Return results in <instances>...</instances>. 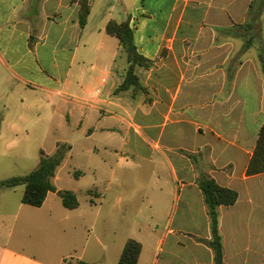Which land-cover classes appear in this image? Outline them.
<instances>
[{
	"label": "crops",
	"instance_id": "crops-1",
	"mask_svg": "<svg viewBox=\"0 0 264 264\" xmlns=\"http://www.w3.org/2000/svg\"><path fill=\"white\" fill-rule=\"evenodd\" d=\"M86 1L91 13L82 27L81 0H0V100L8 88L6 103L17 93L23 102L26 96L42 95L54 107L53 114L62 111L68 119L74 117V124L90 136L96 133L93 111L111 113L114 120L99 128L102 133L128 135L133 130L152 149L143 154L128 148L123 143L126 137L118 147L112 145V158L106 160L110 177L104 196L109 207V244L97 237L93 252L101 259L110 252L118 264L127 240L134 238L142 244L140 264H215L208 244L210 219L197 184L205 174L239 193L234 205L220 207L225 264H264V173L247 175L264 113L258 128V107L252 112L246 106L254 87L264 107V0ZM97 9H101L102 19L94 23ZM110 20H129L139 52L154 61L149 70L137 68L148 93L115 92L128 63L117 65L122 50L118 39L116 44V38L106 32ZM88 64L91 70L105 67L115 76L106 94L100 87L107 83L105 77V83L103 78L96 81V88L90 85ZM229 83L231 90L226 89ZM239 86L243 89L236 100ZM99 88L101 95L96 96ZM115 110L122 114H112ZM165 136L170 143L163 142ZM117 148L129 150L137 161L130 163L128 153L119 158ZM142 162L151 167L154 191L127 200L118 190L121 174L128 168L126 164L141 167ZM164 167L168 168L166 175ZM60 168L54 183L58 190H65L57 183L62 179ZM57 197L50 192L41 207L22 201L0 206V264H48L9 244L19 225L18 237L37 222L35 214L46 211L52 218L60 211ZM140 197L147 200L149 221L155 223L153 232L139 228L136 237L118 235L114 221L125 215L128 202H133L140 215ZM93 204L91 199L90 208H82L80 203L73 210L82 214L80 228L89 225L94 230L97 226ZM152 242L150 259L144 261ZM77 248L73 250L78 252ZM65 254L57 264L85 259V253Z\"/></svg>",
	"mask_w": 264,
	"mask_h": 264
},
{
	"label": "rangeland",
	"instance_id": "rangeland-1",
	"mask_svg": "<svg viewBox=\"0 0 264 264\" xmlns=\"http://www.w3.org/2000/svg\"><path fill=\"white\" fill-rule=\"evenodd\" d=\"M101 19V9H97L93 22L98 23ZM113 40L118 44L117 39ZM125 58L124 53L121 52L116 58L117 65L121 66L122 62L126 64ZM105 69L104 67V70H91L90 64L86 68L87 78L92 81L90 85L93 84L94 88L97 87L95 86L97 80L104 77L107 79L104 86L99 85L104 94L116 79L113 74L106 72ZM226 89L231 90L232 84L229 83ZM241 89H243L241 86L237 89L236 100L239 99ZM9 90V88L6 89L0 100V183L14 177L28 175L38 166L42 150L46 153H53L59 141L68 142L72 146V151L60 168L62 179L57 182L58 186L65 190L74 191L83 206L82 208H90L89 203L93 199V206L95 207L92 208V217L97 218V226L94 230L89 225L80 228L79 225L82 221L80 211L66 208L60 197H57L61 210L55 213L52 218L46 211L42 214H35L34 219L37 222L30 225L20 237H18V233L20 234L22 230L19 225L11 237L13 242L9 246L30 258L48 264H57L62 255H67L65 253H69V251H72L73 255L85 253L84 260L89 263L94 261L96 264H116L117 260L110 252L106 253L102 259L100 254L93 252L97 237H101L105 245L109 244V235L106 230L109 207L104 196L110 170L106 160L112 158L111 155L114 152L112 145L118 147L122 143L123 137H126L123 143H126L128 148L136 149L143 154H149L152 149L142 143L133 130L128 135L121 132L115 134L102 133L99 128L106 125L105 122L114 120L110 115L111 113H100L92 110L94 114L92 125L96 127V133L90 136L85 129L74 124V117L68 119L62 111L53 114L54 107L48 104L42 95L37 97L35 94L33 98L26 96L23 102L21 94L17 93L11 102L6 103ZM250 91V102L246 106L247 108L251 107L252 112L258 107L257 126L259 128L262 122L260 114L264 113V107L262 109L260 106V92L254 87ZM238 112L239 110H236L235 114ZM112 114H122V112L115 110ZM138 117V119L141 118L140 115ZM167 130L169 131L170 127ZM163 140L164 143L171 142L168 136H165ZM117 149L119 158L128 153L130 163L137 161L134 154L129 150ZM130 163L126 164L128 168L124 169V173L121 174L122 186L118 189L126 194L127 200L154 191L152 186L154 176L152 172L150 173L149 163L142 162L141 167H133L134 165H130ZM164 170L165 175L168 174V168L164 167ZM24 190V185L15 188L0 187V206L6 202L10 204L19 203ZM97 192L98 196H96ZM128 203L125 215L122 218L119 216L118 220L114 221L118 235L124 233L136 237L139 235V228H143L146 232H153L155 223L149 221L150 211L147 208V200L145 199L144 202L143 197L139 199L138 208L143 211L140 215L135 212L133 202ZM13 220L14 216L9 217L8 223L13 222ZM7 231L9 235L8 228ZM74 247H78V252L73 250ZM148 248L150 251L145 256L144 261L150 259L154 242Z\"/></svg>",
	"mask_w": 264,
	"mask_h": 264
},
{
	"label": "trees",
	"instance_id": "trees-1",
	"mask_svg": "<svg viewBox=\"0 0 264 264\" xmlns=\"http://www.w3.org/2000/svg\"><path fill=\"white\" fill-rule=\"evenodd\" d=\"M90 13L91 6L89 2L81 0L79 14L82 27L86 26ZM106 32L108 35L118 39L128 63L124 80L115 92L133 90L135 93L138 91L148 93V87L142 84L137 68L142 67L149 70L154 66V61L139 52L130 21L118 22L110 20L106 26ZM261 64L264 72V57L261 58ZM71 151L72 146L68 142L59 141L54 153L47 154L44 150L41 151L38 166L31 173L3 181L0 183V187L15 188L24 185L25 190L21 201L33 207L43 206L48 194L56 192L61 197L66 208L77 209L80 205L77 194L71 190H58L54 183L58 169L63 165ZM263 173L264 123L259 131L257 145L247 168V175L254 176ZM197 184L202 191L210 219L211 239L208 244L214 251L215 264H225L223 237L220 230V207L234 205L239 198V193L234 189L221 186L214 178L205 174L198 178ZM141 251L142 244L138 240L134 238L128 239L118 264H140ZM64 264L91 263L84 260L65 259Z\"/></svg>",
	"mask_w": 264,
	"mask_h": 264
},
{
	"label": "built area",
	"instance_id": "built-area-1",
	"mask_svg": "<svg viewBox=\"0 0 264 264\" xmlns=\"http://www.w3.org/2000/svg\"><path fill=\"white\" fill-rule=\"evenodd\" d=\"M102 82H103V83H105V82H106V79H105V78H103V79H102ZM101 92H102V91H101V89H100V88H99V89H97V90H96V96H100V95H101Z\"/></svg>",
	"mask_w": 264,
	"mask_h": 264
}]
</instances>
